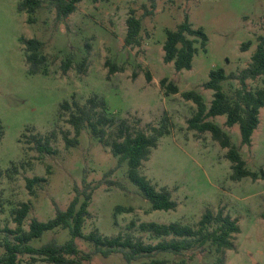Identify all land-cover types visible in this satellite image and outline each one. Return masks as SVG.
Wrapping results in <instances>:
<instances>
[{
  "label": "rangeland",
  "instance_id": "374dc122",
  "mask_svg": "<svg viewBox=\"0 0 264 264\" xmlns=\"http://www.w3.org/2000/svg\"><path fill=\"white\" fill-rule=\"evenodd\" d=\"M21 0H0V229H15L13 211L21 203L30 204L23 222L27 230L32 219L46 222L55 208L65 210L74 197V187L81 189L82 179L96 187L89 205L90 218L83 233L98 232L105 237L130 234L145 244H156L163 238L141 232L138 225L179 223L192 228L206 210L214 215L221 210L237 221L240 233L233 235L234 250L226 251L225 264H264V180L230 179V162L226 150L208 133L187 128L195 105L182 99L188 91L199 93L208 106L212 91L202 85L211 70L238 73L250 63L257 37L264 36V0H158L151 16H144L141 5L146 0H83L75 11L58 19L53 0H41L31 17L18 12ZM130 9L141 19V45L124 46L125 21ZM185 17L194 29H203L208 37L205 52L196 44L197 53L190 70L176 72L172 64L162 61L166 32L175 30ZM37 39L46 56L44 73L30 75L25 63L21 39ZM250 43L247 51L240 46ZM69 59L70 69L64 74L61 64ZM86 59L83 71L76 69ZM106 61L122 70L108 76ZM150 74V81L146 80ZM168 78L178 87L175 95H166L159 81ZM251 91L264 89V76L247 80ZM229 97L239 88L237 81L222 84ZM97 96L107 104V113L125 121L132 129L146 135L165 127L167 134L158 139L156 149L143 162L141 173L157 189L166 188L177 203L173 211H153L138 188L126 176L127 166L118 165L110 148L95 139L88 129L81 131L77 145L67 148L63 136L76 139L67 123L70 111L61 109L64 102L84 105ZM226 132L246 164V168L264 171V108L259 111V125L250 146H242L238 125L225 126V116L209 118ZM114 133L115 128H107ZM48 138L57 152L39 154L31 137ZM48 168V172H47ZM42 177L46 181L30 195L26 179ZM116 207L131 208L130 213L116 212ZM134 223L132 229L128 226ZM11 235L0 232V245ZM70 239L68 230L46 231L29 243L34 248ZM82 253L93 251V245L75 239ZM5 250L0 246V257ZM220 255L206 244L180 255L157 253L130 264L151 260L165 264H217ZM22 264L29 257L19 256ZM35 264H47L37 262ZM83 264H128L121 254L104 258L99 254Z\"/></svg>",
  "mask_w": 264,
  "mask_h": 264
},
{
  "label": "trees",
  "instance_id": "16d2710c",
  "mask_svg": "<svg viewBox=\"0 0 264 264\" xmlns=\"http://www.w3.org/2000/svg\"><path fill=\"white\" fill-rule=\"evenodd\" d=\"M83 0H53L58 19H64L72 14L78 3ZM97 3L100 0H90ZM158 0H146L141 5L144 16L153 15ZM41 0H21L17 5L18 12H25L30 17L28 22L32 23V15L40 8ZM126 34L124 46L138 48L141 45V19L136 16V11L130 9L125 21ZM21 43L25 52V63L30 75L44 73L46 56L42 53V43L37 39H24ZM208 37L203 29H194L187 17L175 30L167 31L165 41L162 45L164 64H172L176 72L190 70L192 60L197 53L196 44L205 52ZM250 43L240 46L242 52L247 51ZM86 59L78 63L76 69L83 71ZM108 76L121 71L115 64L106 61ZM71 67V61L67 59L61 64L62 72L65 74ZM264 76V36L257 37L255 51L250 57L248 66L238 73L226 74L223 69L211 70L208 80L202 85L205 90L212 91V99L207 106L202 96L196 91H188L181 94L185 101L195 105V113L187 120V128L197 133H208L220 148L226 150L225 158L230 162L232 181H240L249 178L252 181L264 180V171L253 172L246 168V164L239 152L238 147L232 144L229 135L221 127L209 121V118L225 116V126L238 125L240 143L242 146H250L252 135L259 125V111L264 108V89L251 91L247 88V80H255ZM150 74L146 73V80L150 81ZM228 80L237 81L239 88L229 97L223 92L222 83ZM160 87L166 95L178 93V87L168 78L159 81ZM61 109L70 111L67 123L74 129L76 139L70 140L63 136L67 148L77 145V137L84 129H88L92 136L110 148L113 157L117 158L118 165L127 166V179L139 190L142 197L150 204L153 211H173L177 203L172 200L171 193L166 188L157 189L142 173L143 162L148 161L151 151L156 149L158 139L167 134L165 127L153 129V134L148 136L141 130L132 129L125 121H118L107 113V104L103 99L93 96L86 100L84 105L76 102L68 104L64 102ZM107 128H115L114 133H107ZM4 132L0 124V142ZM33 149L43 155H55L56 150L50 145L48 138L31 137ZM47 168V172H48ZM2 175L0 171V176ZM46 181L42 177L26 179L25 187L30 195L34 194V188ZM96 187L82 179L81 189L74 187V197L65 210L55 208V215L46 222L32 219L28 229H23V222L30 212V204L21 203L13 211V223L15 229H0L12 236L13 242L7 237L0 245L4 250V256L0 257V264H22L19 256L29 257V264L43 262L47 264H83L89 262L96 254L106 258L111 254L119 253L124 260L130 264L142 257H150L157 253H170L180 255L206 244L214 247L220 256L217 264H225L224 255L226 251L234 250L233 235L239 234L240 229L236 220L229 215H224L219 210L215 215L206 210L197 223L196 228L179 223L157 224L154 222L141 223L138 229L141 232L150 233L155 238H163L156 244H145L140 239H135L130 234H118L114 237H105L98 232H90L85 235L83 226L90 218L89 205ZM116 212L130 213L131 208L124 209L116 207ZM134 223L128 226L132 229ZM66 229L70 239L64 244L54 242L46 243L39 248L29 245L31 240L39 239L46 231L55 229ZM80 238L93 245V251L82 253L78 250L75 239ZM141 264H165V261L151 260ZM179 264H185L180 262Z\"/></svg>",
  "mask_w": 264,
  "mask_h": 264
}]
</instances>
